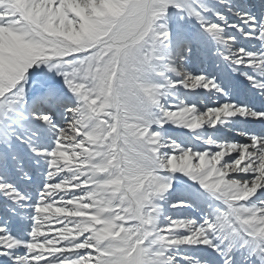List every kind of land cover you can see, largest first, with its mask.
Segmentation results:
<instances>
[{
  "label": "snow or ice",
  "instance_id": "obj_1",
  "mask_svg": "<svg viewBox=\"0 0 264 264\" xmlns=\"http://www.w3.org/2000/svg\"><path fill=\"white\" fill-rule=\"evenodd\" d=\"M0 264H264V0H0Z\"/></svg>",
  "mask_w": 264,
  "mask_h": 264
}]
</instances>
